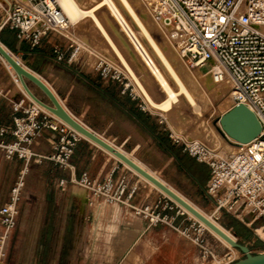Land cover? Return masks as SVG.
Wrapping results in <instances>:
<instances>
[{"label":"built area","instance_id":"obj_1","mask_svg":"<svg viewBox=\"0 0 264 264\" xmlns=\"http://www.w3.org/2000/svg\"><path fill=\"white\" fill-rule=\"evenodd\" d=\"M145 2L155 21L168 28L189 67L201 71H213L218 64L224 67L225 76L233 82L232 107L245 105L260 121L261 134L250 143H237L229 154H221L198 141L186 143L183 151L208 167L204 192L217 212L242 221L252 218V223L259 221L264 228V0ZM71 26L57 0H0V35L10 31L19 43L32 49L41 47L44 41L66 38ZM133 45L137 48L134 42ZM71 47L73 50L66 55L54 46L57 63L71 66L77 62L81 48ZM145 63L149 68L153 64L149 58ZM93 69L106 81L121 79V74L104 60H97ZM5 97L7 92L0 88V99ZM12 112V122L0 124V153L7 160L22 161L23 170L10 190L8 201L0 208V224L5 230L0 238V264H4L6 257L8 234L17 224L30 167L49 162L62 169L69 168L77 145L83 140L75 130L38 109L26 95L12 104ZM46 132L54 141L50 152L42 154L36 151L35 144ZM70 182L88 190L99 202L130 208L149 227L170 228L198 248L200 264H215L218 259L208 230L164 194L139 206L134 203L138 185L130 183L126 175L115 178L114 172L98 181L85 171ZM67 185L66 179L59 180L61 189ZM244 257L237 250L219 258L217 264H232Z\"/></svg>","mask_w":264,"mask_h":264},{"label":"crops","instance_id":"obj_2","mask_svg":"<svg viewBox=\"0 0 264 264\" xmlns=\"http://www.w3.org/2000/svg\"><path fill=\"white\" fill-rule=\"evenodd\" d=\"M3 35L10 39L13 50L26 59L27 64L58 95L66 110L81 124L112 143H120V149L132 140L139 142L147 139L154 142L163 154L175 159L179 169L187 175L191 174L190 177L197 181L199 187L206 186L209 178L202 184L188 166V163L198 166L203 164L197 163L187 154L183 155V151L166 139L165 129L159 120L138 104L129 89L123 93L117 81H106L90 70H78L76 65L57 63L54 50L56 41H44L43 44H53V49L51 45L49 51H46L43 46L32 49L25 43H19L10 31H4ZM14 82L10 92L0 86L7 92V97L0 99V124L8 125L12 122V104L25 96L23 89ZM110 106L117 109L113 117L110 114L112 110L107 108ZM94 110H99L103 125H97L89 115ZM53 141L52 135L46 132L37 140L36 151L48 154ZM48 164L54 172L51 176L53 184L46 188L45 193L37 192L42 185L32 181L34 168L40 165L33 164L26 175L17 224L9 232L5 243L4 264H200L198 248L170 228L149 227L130 208L99 202L89 191V198L95 205L84 208L86 203L83 199L71 194V190L80 186L70 181L78 179L86 171L92 179L98 181L113 172L115 178L126 175L130 183L138 185L139 192L134 203L139 206L160 197L159 191L137 179L138 175H134V172L130 174L120 162L114 161L102 149L83 139L77 145L69 168L62 169L52 163ZM22 170V161L7 160L0 153V189L4 190L0 197V208L8 201L10 190ZM61 179L68 181L65 189L58 186ZM37 200L42 201L40 206ZM30 203L34 205V212L30 210ZM28 222L32 224L28 226ZM23 228H27L28 233H16ZM122 233H126L125 240L122 239ZM4 234L5 230L0 224V238ZM127 242L130 248L123 251ZM12 248H16L17 256L10 262L9 253Z\"/></svg>","mask_w":264,"mask_h":264},{"label":"rangeland","instance_id":"obj_3","mask_svg":"<svg viewBox=\"0 0 264 264\" xmlns=\"http://www.w3.org/2000/svg\"><path fill=\"white\" fill-rule=\"evenodd\" d=\"M9 1L11 2V0ZM75 1H77V4H79V6L83 10L90 11L95 8V6L101 0ZM129 1L133 5L136 12L144 18L146 24L151 30L154 39L159 44V46L162 48L165 47L163 49L167 51L166 54L169 57H172L174 53L175 56H179L180 58V55L178 54L174 43L170 39L167 30L152 20V18L149 16L148 12L144 7L143 1ZM114 2L119 8L122 15L125 17L127 22L134 30V32H137L136 34L138 38L140 37L139 39L145 44L149 52L152 54V49L150 48L146 39L140 34L138 27L136 26L128 12L119 2V0H114ZM96 20L99 21V23L104 28L105 32L111 37L116 47L119 49L122 56L125 58L129 66L136 74L137 78L139 79L140 83L142 84L150 98L157 104H161L163 101H165L167 98L166 93L163 91L160 84L157 82L155 76L152 75L150 69L148 67L146 68L144 60L141 56H139V52L125 33L118 18L115 17L114 13H112V10L109 8L108 4H104L100 6L97 10H95L94 17L92 15H84L76 23H72L71 29L65 33L66 38H62L60 42H56L54 46L60 48L66 55H69L70 52L73 50L71 46H79L81 49L78 54V60L75 64H73L76 65V68L78 70H90L92 73H95L93 68L95 66L96 61L99 59L104 60L112 68L116 69L121 74L119 84L122 89H129V91L133 93V96L136 98L138 104H140L141 107L145 111H147V113H149L154 119H158L159 122H162V124L160 125L165 129L164 133L166 134V139L169 140L171 143H174L181 151H183V148L186 143H189L190 141H198L204 143L212 149H215L216 151L218 150V152L220 153L222 152V150L225 149L226 154L232 152L231 150H229V148H226V144L228 141L221 137V134L218 132L217 126L220 117L226 112H228L233 106L231 99L232 88L229 90H225V92H223L220 96L217 97L213 96V94H211L212 91L208 88H206L207 91L202 90L200 84H203L205 81V85H207L208 83V86L210 84H214L212 78L210 79V72L193 70L189 67L188 62L186 60L180 58L179 62L181 63L182 60L181 64L183 66H181L178 61L175 62V66L178 68V70H182L183 68L182 72L180 70L179 72L181 73V76L188 90L191 92V95L193 96L196 104L192 105L188 101V99H185L186 97L180 95L178 102L173 104L174 106H172V109L170 111H164L159 107L155 108L150 103L148 97L142 91L141 87H139L137 81H135V79L131 76L130 71L124 65L121 57L114 51L111 43L108 41L101 27L98 26ZM0 42L2 43L1 35ZM165 44L168 45L165 46ZM5 46L11 53H13L19 59V61H21L22 64H24L33 73L37 74L33 71L30 65L27 64L26 59L22 58L20 55H18V53H16L13 49L9 48L7 45ZM42 46L43 50L45 49L46 51H49V46H51L53 49V44L47 43L43 44ZM167 47H169L170 49L168 48L167 50ZM175 56H173L172 59ZM156 61L160 65V62L157 59ZM198 72L201 75H197ZM15 75V71H10L4 61L0 59V86L3 90H7L8 92H10V89L15 85ZM166 76L173 89L175 91H178L179 88L176 82L173 81L168 75ZM95 80L97 81L98 79ZM28 85L32 92L39 99L44 102H48V98L42 93L39 88L29 82ZM17 86L23 89L20 83L17 84ZM203 91L205 94L203 93ZM107 108H109V110H112V112L110 111V114L113 117L115 114H113V112H117V109L113 106ZM89 115L91 116V118L94 119V122L97 125H103V121L101 120V116L99 115V110L89 112ZM133 134L136 135V133ZM114 143L119 147L121 146L120 143L113 142V144ZM122 149L125 151V153H129L133 157V159L142 164L151 173L156 175L163 182H165L167 185L177 191L181 196H183L185 199H187L205 214L212 217L231 235H233L239 243L247 245L253 251L254 255L264 253V228L261 227L262 223H260L259 221H254V223H252V218L244 219L242 221L241 219H238L229 214L217 212L212 201L205 195L204 188L199 187V185L196 183V180L193 181V179L190 177L191 174L187 175L183 170L179 169L177 167V162L175 161V159L170 158L166 154H163L154 142H151L147 139H141L139 142L132 140L127 144L126 147H122ZM184 154L185 153L183 151V155ZM113 159L117 163L120 162L114 157ZM48 163L49 162L38 164L40 166L34 168V179H32V181L37 182V184L40 183L42 185L41 189L37 190V192L45 193L46 188L49 185L53 184V182L51 181V176L54 174V172L53 169L50 168ZM121 165L123 166L124 164L122 163ZM188 166L191 172L197 174V176L199 177V181L202 184L207 181V179L209 178V169L206 165L198 166L194 163H188ZM125 169L130 174H133V172H131L126 166ZM136 177L137 179H141L143 183L149 185L154 189L153 186L143 180L139 175ZM2 182V186H4L5 178L2 179ZM3 192L4 190L0 189V197H2ZM71 194L76 195L80 199H83V201L86 203V206L84 208H89L90 206L95 205V203H92V201L89 199L85 189L81 187H77L75 190H71ZM37 204L40 206V204H42V201L37 200ZM30 207L31 212H34L35 209L32 203H30ZM97 207L98 205L96 204V211ZM30 224H32V222L27 223L28 226ZM237 232H239L240 234L237 235ZM16 233H28V231L27 228H23L21 230H17ZM114 234L115 233H113V235ZM125 236L126 235H122V239L125 240ZM209 236L211 245L215 248L216 254L218 256V259L215 261V264L219 262V258H223V256L227 254L235 253L232 249L226 247L211 233L209 234ZM247 237L249 238L247 239ZM127 248H129V246H124L123 251L124 249L128 250ZM16 256V248H12L9 253L10 262L12 260H15Z\"/></svg>","mask_w":264,"mask_h":264},{"label":"bare ground","instance_id":"obj_4","mask_svg":"<svg viewBox=\"0 0 264 264\" xmlns=\"http://www.w3.org/2000/svg\"><path fill=\"white\" fill-rule=\"evenodd\" d=\"M7 2H9V0H5ZM21 1V0H19ZM58 3L60 4L61 8L63 9L64 13L66 14V16L69 18L71 24L76 23L81 17H83L84 15H92L94 17V11L97 10L100 6L104 5V4H108L109 8L112 10V13H114L115 17L118 18V20L121 23L122 28L124 29V31L126 32L127 36L129 37V39L132 41V43L134 42V44L136 45V49L139 52V56L142 57V59L144 60H148V58L152 61L153 64L150 65V71L152 72V75L155 76L157 82L160 84L161 88L163 89V91L166 93L167 98L165 101H163L161 104H157L155 103L150 96L148 95V93L146 92V90L144 89V87L142 86V84L140 83L139 79L137 78L136 74L134 73V71L132 70V68L129 66L128 62L125 60V58L122 56L121 52L119 51V49L116 47L115 43L113 42V40L111 39V37L105 32L104 28L102 27V25L99 23V21L96 20L98 26L101 27V29L103 30L104 34L106 35L108 41L111 43L114 51L121 57L124 65L128 68V70L130 71L131 76L135 79V81H137V84H139V87H141L142 91L146 94V96L148 97L150 103L156 108L159 107L160 109L164 110V111H170L172 109V106H174V103L178 102L179 96L183 95L184 97H186L185 99H188V101L192 104L195 105V100L193 98V96L191 95V92L188 90L182 76L181 73L179 72L178 68L175 66V62H179L180 58L184 59L178 48L176 47L179 56H175L174 53L172 55L175 56L173 59L172 57L168 56L166 54V50H164L163 48L165 47H160L159 44L156 42V40L154 39L151 30L149 28V26L146 24L145 20L143 17H141L136 10L134 9L133 5L130 3L129 0H119V2L122 4V6L125 8V10L128 12V14L130 15V17L132 18V20L134 21V23L136 24V26L139 29L140 34L142 35V37H144L146 39V41L148 42L150 48L152 49V54L149 52V50L147 49V47L145 46V44L138 38L137 36V32L135 33L134 30L132 29V27L130 26V24L127 22V20L125 19V17L122 15V13L120 12L119 8L116 6L114 0H101L96 6L95 8H93L90 11H85L83 10L79 4H77V1L75 0H57ZM144 3V7L146 9V11L148 12L149 16L152 18V20L155 23H158L157 21H155L153 14L151 12V10L149 9V7L147 6L145 0H142ZM145 16V15H143ZM147 16V14H146ZM146 18V17H145ZM95 21V19H94ZM159 25H161L164 29L167 30L168 35L170 37L169 34V30L167 27H165L163 24L158 23ZM114 33V31H113ZM120 34V32H119ZM115 35V34H114ZM142 39V38H141ZM171 39V37H170ZM172 40V39H171ZM173 42V41H172ZM174 43V42H173ZM139 44L141 45V47L143 49H139ZM168 44H165V46ZM170 45V44H169ZM0 46L17 62L19 63L25 70L29 71L30 73H33L31 70H29L24 64L21 63V61H19V59L13 54L11 53L8 48L0 42ZM171 47V46H170ZM169 47H167L166 49L168 50ZM170 49V48H169ZM176 51V52H177ZM177 54V55H178ZM0 59L4 61V63L6 64L7 68L10 71H15L13 69V67L10 65V63L0 54ZM156 59L160 62V65L157 63ZM185 60V59H184ZM182 63V60H181ZM179 62V64H181ZM146 68L147 65L146 63H144ZM177 64V65H179ZM181 66H183L181 64ZM146 70V69H145ZM183 70V68H182ZM182 70H180L182 72ZM210 72V79L212 78L213 81V85L212 86H208L205 85V82L203 84H200V87L202 90L207 91L206 88L210 89L212 91L211 94H213V96L217 97L220 96L223 92H225V90H229L232 88L233 82L230 79L229 76H225L226 74V70L224 69V67H222L220 64H218L215 69L213 71H209ZM16 73V72H15ZM35 74V73H33ZM38 78H40L37 74H35ZM168 75L173 81L176 82V84L178 85V91H175L173 89V87L171 86L167 76ZM190 75V74H189ZM197 75H201L199 72L197 73ZM187 76V75H186ZM208 76V75H207ZM15 81L16 83H20L22 88L24 89L19 77L17 76V74L15 75ZM206 77V76H205ZM220 77H222V79H220ZM154 78V77H153ZM189 78V76H188ZM41 79V78H40ZM208 79V78H207ZM46 85L47 83L41 79ZM206 80V79H205ZM27 81V80H26ZM209 82V80H208ZM28 84V81H27ZM48 86V85H47ZM49 87V86H48ZM50 88V87H49ZM51 89V88H50ZM52 90V89H51ZM203 91V93H204ZM24 94H26V96L36 104L37 108L50 114L52 117H54L59 123L65 124L68 127L72 128L71 126H69L67 123H65L61 118H59L58 116H56L55 114L51 113L49 110H47L45 107H43L42 105L36 103L35 101H33V99L27 94V92L24 89ZM52 92L55 94V96L57 97V99L59 100V102L61 103V105L63 106L62 101L59 99L58 95L52 90ZM205 94V93H204ZM64 107V106H63ZM65 108V107H64ZM66 110V108H65ZM67 111V110H66ZM68 112V111H67ZM69 113V112H68ZM70 114V113H69ZM71 115V114H70ZM224 115V114H223ZM222 115V116H223ZM72 116V115H71ZM221 116V117H222ZM220 117V118H221ZM74 118V117H73ZM75 119V118H74ZM220 120V119H219ZM79 122V121H78ZM80 123V122H79ZM218 126V132H219V128L221 127L220 121L217 124ZM86 127V126H85ZM88 128V127H87ZM73 129V128H72ZM89 129V128H88ZM74 130V129H73ZM90 130V129H89ZM77 132V131H76ZM79 134L80 137H82L83 139L88 140L90 143H92L93 145H96L97 147H100L101 149H103L105 152H107L108 154H110L111 156H113L114 158H116L117 160H119L115 155H113L112 153L108 152L106 149L102 148L101 146H99L98 144H96L95 142H93L92 140L88 139L86 136H84L83 134L77 132ZM220 133V132H219ZM221 134V133H220ZM101 139H103L104 141H106L108 144H110L111 146L115 147L117 150L123 152L125 155H127L131 160H133L135 163H137L139 166H141L143 169H145L147 172H149L151 175H153L155 178H157L159 181H161L164 185H166L168 188H170L172 191H174L178 196H180L183 200H185L189 205H191L195 210H197L199 213H201L204 217H206L210 222H212L217 228H219L222 232H224L226 235H228L231 239L237 241V239L231 235L225 228H223L218 222H216L212 217L208 216L207 214H205L203 211H201L199 208H197L195 205H193L191 202H189L187 199H185L183 196H181L177 191H175L173 188H171L169 185H167L165 182H163L160 178H158L156 175H154L153 173H151L147 168H145L142 164H140L139 162H137L135 159L131 158L127 153H125L122 149H120V147L116 146L115 144L111 143L110 141H108L106 138L99 136ZM222 138L226 139L228 142L226 144V148H229V150H231L232 152L235 150L237 142H235L233 139L231 138H225L223 135H221ZM209 147V146H208ZM210 148V147H209ZM222 148V147H221ZM225 148V147H224ZM212 149V148H211ZM215 150V149H213ZM226 150V149H225ZM222 150L221 154H226V151ZM218 151V150H217ZM121 163H123L121 160H119ZM127 168H129L132 172H134L135 174L139 175L143 180H145L147 183H149L151 186H153L155 189H157L159 192H161L162 194H164L166 197H168L169 199H171L173 202H175L180 208H182V210L187 213L190 217L196 219L197 221H199L191 212H189L187 209H185L183 206H181L179 203H177L176 201H174L172 198H170L166 193H164L161 189H159L157 186H155L152 182H150L149 180H147L146 178H144L143 176H141L139 173H137L135 170H133L131 167H129L127 164L123 163ZM88 194L89 197V193L88 190H85ZM90 199V198H89ZM91 200V199H90ZM203 227H205L214 237H216L219 241H221L226 247L232 249L235 253H236V249L233 248L231 246V244H229L225 239H223L219 234H217L215 231H213L212 229H210L207 225H205L203 222L199 221ZM138 235V233H136ZM121 235H126V233H122ZM133 235V234H132ZM135 236V235H134ZM133 237V236H132ZM127 238H129L127 236ZM136 238V237H135ZM126 239V236H125ZM132 239V238H131ZM136 240V239H135ZM132 242V241H131ZM151 244V243H150ZM125 246H130L127 242V244ZM145 247V246H144ZM147 247V246H146ZM150 247V246H149ZM148 247V248H149ZM130 248V247H129ZM150 250V248H149ZM149 252V251H148ZM150 253V252H149ZM152 255V254H151ZM150 256V255H149ZM218 262V261H217Z\"/></svg>","mask_w":264,"mask_h":264},{"label":"water","instance_id":"obj_5","mask_svg":"<svg viewBox=\"0 0 264 264\" xmlns=\"http://www.w3.org/2000/svg\"><path fill=\"white\" fill-rule=\"evenodd\" d=\"M0 54L10 63V65L15 70L17 76L19 77L25 91L36 103L42 105L51 113L55 114L61 118L65 123L71 126L75 131L83 134L88 139L92 140L102 148L106 149L108 152L115 155L123 163L127 164L141 176L152 182L155 186L166 193L170 198L179 203L189 212H191L199 221L203 222L210 229L219 234L223 239H225L233 248L239 250L245 255V257L232 264H264V253L254 255L251 253L250 248L247 245L241 244L238 241L231 239L228 235L217 228L212 222H210L201 213L195 210L191 205H189L185 200L178 196L174 191L164 185L161 181L131 160L123 152L117 150L115 147L108 144L106 141L101 139L97 134L89 130L83 124L79 123L73 118L61 105L52 90L35 74L30 73L25 70L19 63H17L1 46ZM32 83L37 88H39L42 93L48 98V102H44L39 99L30 89L27 81ZM221 127L219 132L225 138H231L238 144H246L255 140L262 132V126L257 116L253 111H251L245 105H237L232 107L228 112H226L220 118Z\"/></svg>","mask_w":264,"mask_h":264},{"label":"trees","instance_id":"obj_6","mask_svg":"<svg viewBox=\"0 0 264 264\" xmlns=\"http://www.w3.org/2000/svg\"><path fill=\"white\" fill-rule=\"evenodd\" d=\"M4 32V31H3ZM3 32L1 33V41L2 43H4L5 45H7L9 48L13 49L12 43L9 41L10 39L5 37L3 35ZM240 234L239 232H237V235ZM249 237H247L248 239Z\"/></svg>","mask_w":264,"mask_h":264}]
</instances>
